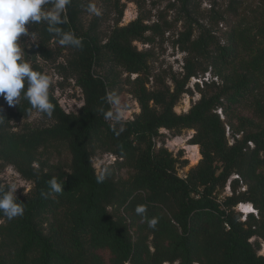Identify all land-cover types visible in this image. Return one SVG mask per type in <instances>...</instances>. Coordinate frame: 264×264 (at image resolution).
<instances>
[{"label":"trees","instance_id":"obj_1","mask_svg":"<svg viewBox=\"0 0 264 264\" xmlns=\"http://www.w3.org/2000/svg\"><path fill=\"white\" fill-rule=\"evenodd\" d=\"M78 8L72 0L62 27L83 41L82 49L64 47L84 94L82 108L66 113L51 92L53 117L41 115L53 125L13 132L0 123V162L33 183L18 197L25 204L22 217L8 220L0 212V264H264V102L256 98L264 89V10L233 22L224 44L209 33L192 40L188 31L184 75L171 91L148 89L150 56L134 44L151 40L141 18L116 26L103 41L96 31H84ZM41 35L45 43L54 40L44 24ZM123 73L141 111L117 124L99 109L111 108L105 97ZM207 73L212 81L197 84L201 99L178 114L188 83ZM249 100L256 101L257 120L233 116L230 111ZM29 107L26 100L17 105L20 119L28 118ZM162 129L195 131L191 144L200 147L202 159L186 178L178 175V159L157 148ZM48 148L65 149L68 167L42 162L41 150ZM98 150L117 158L104 183L96 181ZM53 177L64 185L62 194L51 193ZM228 183L232 194L221 197ZM246 203L257 215L242 221L236 208ZM139 204L147 206V218H159L155 229L136 214Z\"/></svg>","mask_w":264,"mask_h":264},{"label":"rangeland","instance_id":"obj_2","mask_svg":"<svg viewBox=\"0 0 264 264\" xmlns=\"http://www.w3.org/2000/svg\"><path fill=\"white\" fill-rule=\"evenodd\" d=\"M89 3H95L101 15L90 14L87 11ZM78 5L79 21L84 31H96L103 41H107L116 26H127L132 21L141 18L143 23L150 27L146 37L151 40L149 44L141 42L134 44L139 51L147 52L150 56L148 89L165 90L169 88L171 91L175 89V81H181L184 75L183 66L187 53L183 51V41L188 31L193 32L192 40L209 33L224 44L233 22L243 17L252 20L259 17L264 10V0H189L188 2L183 0H119L118 2L117 0H78ZM236 12L238 16H234ZM42 25H26L29 32H35V35L20 38L19 42L22 43L21 47L24 48L26 54L25 59L30 61L33 67H40L44 73L53 78L51 92L62 109L68 114H77L84 105V94L77 85L75 74L68 64L71 53L54 40L45 43L41 35ZM239 69L240 73H247L245 68ZM212 76L213 73L212 75L207 73L191 79L186 86L189 92L182 96L175 107L178 114L187 113L201 99L197 84L202 88L203 82L212 81ZM136 77L137 75H132L131 80ZM127 79L128 74L123 73L117 82L118 85L110 89V93L119 96L122 104L127 106V118L124 121L133 120L141 111ZM218 82L222 84L221 79ZM256 94L257 100L264 102V89ZM255 103L256 101L249 100L242 106L234 107L230 112L233 116L239 115L257 120ZM0 107L3 108L0 115L4 116L3 127L6 130L19 132L26 128H44L53 125L52 120L37 112L33 113L31 118L20 119L16 110L17 106H8L2 97H0ZM218 113L221 111L219 110ZM221 116L224 119V116ZM235 122L237 125L238 121ZM194 133L193 130L174 132L162 129L160 137L156 139L157 148H166L174 158L178 159V175L182 178H186L191 169L195 168L202 159L200 147L191 144ZM227 137L232 144V131L229 127H227ZM39 159L48 165L63 168H67L69 163V156L62 148L43 149ZM116 159L111 153L98 150L93 158L97 173L105 164L111 169ZM126 172L122 170L119 174L127 178ZM0 179L5 185L11 182L17 184L19 188L16 193L17 197L26 196L33 189L32 182L22 177L14 166L3 162H0ZM243 190L245 187L241 188V191ZM231 194L230 183H228L221 192V197ZM240 210L241 206H238L236 211L242 214L241 219L244 221L248 213L242 210L243 214ZM259 254L264 255V242L261 243Z\"/></svg>","mask_w":264,"mask_h":264},{"label":"clouds","instance_id":"obj_3","mask_svg":"<svg viewBox=\"0 0 264 264\" xmlns=\"http://www.w3.org/2000/svg\"><path fill=\"white\" fill-rule=\"evenodd\" d=\"M72 0H0V97L7 105L14 107L26 100L30 107L26 115L31 118L33 111L52 118L56 105L51 100L53 78L41 71L35 70L32 63L25 59L24 48L21 47L22 36H34L26 25H46L47 32L62 47L75 49L83 48L82 38L77 37L73 31H65L62 27L68 23L67 11ZM87 11L96 16L101 15L95 3H89ZM105 100L111 108L99 111L105 120L119 124L127 118V106L123 105L119 96L108 93ZM3 108L0 107V113ZM4 116L0 115V123ZM115 131V127H113ZM120 131H123L121 127ZM116 131V135H120ZM110 174L105 164L100 167L96 175L97 183H104ZM51 193L62 194L64 185L53 177L48 181ZM15 182L0 184V212L8 220L22 217L25 213L24 203L18 201V191ZM135 212L151 229L159 223L158 217L147 218V206L139 204ZM255 214V210L246 214Z\"/></svg>","mask_w":264,"mask_h":264},{"label":"bare ground","instance_id":"obj_4","mask_svg":"<svg viewBox=\"0 0 264 264\" xmlns=\"http://www.w3.org/2000/svg\"><path fill=\"white\" fill-rule=\"evenodd\" d=\"M197 149V148H196ZM198 152V149H197ZM198 156L200 157V155L198 154ZM241 206V210L240 211H244L245 213H250L252 211V206L250 204H240L239 207ZM254 207H253V211H254ZM242 211V213H243ZM244 214V213H243Z\"/></svg>","mask_w":264,"mask_h":264},{"label":"built area","instance_id":"obj_5","mask_svg":"<svg viewBox=\"0 0 264 264\" xmlns=\"http://www.w3.org/2000/svg\"><path fill=\"white\" fill-rule=\"evenodd\" d=\"M194 79H196V78H194ZM255 215H257L256 211H255ZM226 226H227V228H229L228 225H226Z\"/></svg>","mask_w":264,"mask_h":264},{"label":"water","instance_id":"obj_6","mask_svg":"<svg viewBox=\"0 0 264 264\" xmlns=\"http://www.w3.org/2000/svg\"><path fill=\"white\" fill-rule=\"evenodd\" d=\"M253 206V205H252ZM257 213V212H256Z\"/></svg>","mask_w":264,"mask_h":264}]
</instances>
